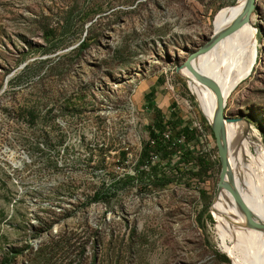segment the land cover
Segmentation results:
<instances>
[{
    "label": "rangeland",
    "instance_id": "obj_1",
    "mask_svg": "<svg viewBox=\"0 0 264 264\" xmlns=\"http://www.w3.org/2000/svg\"><path fill=\"white\" fill-rule=\"evenodd\" d=\"M234 2L0 0V264H232L211 214L215 139L181 66ZM248 24L235 39L250 70L224 114L264 147V0ZM152 86L207 167L158 155L157 178L136 177Z\"/></svg>",
    "mask_w": 264,
    "mask_h": 264
},
{
    "label": "bare ground",
    "instance_id": "obj_2",
    "mask_svg": "<svg viewBox=\"0 0 264 264\" xmlns=\"http://www.w3.org/2000/svg\"><path fill=\"white\" fill-rule=\"evenodd\" d=\"M246 2L247 0H235L232 5L221 8L214 17L213 32L241 17ZM241 33L251 39L254 32L248 21L191 61L193 67L215 82L224 103L230 92L250 70L251 62L244 64L238 56L237 49H240L241 45L235 38ZM231 42L234 46L228 47ZM183 71L199 109L208 123H211L217 110L215 92L199 82L186 67H183ZM241 129L237 120L225 121L229 165L227 180L233 184L253 218L264 223V147L243 135ZM211 214L217 222L219 245L232 264H264V231L250 227L230 192L225 189L217 192L211 204Z\"/></svg>",
    "mask_w": 264,
    "mask_h": 264
},
{
    "label": "trees",
    "instance_id": "obj_3",
    "mask_svg": "<svg viewBox=\"0 0 264 264\" xmlns=\"http://www.w3.org/2000/svg\"><path fill=\"white\" fill-rule=\"evenodd\" d=\"M27 65L24 67L26 68ZM23 68V69H24ZM155 89H150L144 94V108L154 114L151 125L147 126L148 140L142 145L141 153L138 159V170L136 177H145L147 181H154L158 176L160 167L158 162L152 159L160 155V158L170 159L176 153L179 161L191 165V168H205L210 164L206 153L196 150L199 143L197 129L190 124L183 123L177 113L174 112L175 103H171L168 110L169 115L166 117L157 107L155 101ZM167 134V137L165 136ZM139 166H144L139 169ZM162 177L164 175L162 174ZM123 181L132 180V176L126 175ZM167 180L163 183L165 184ZM104 187V184L102 185ZM112 187V188H111ZM105 188V191L94 193V200L101 198L102 191L114 195L116 188L113 186ZM207 218L212 221V216L208 213Z\"/></svg>",
    "mask_w": 264,
    "mask_h": 264
},
{
    "label": "water",
    "instance_id": "obj_4",
    "mask_svg": "<svg viewBox=\"0 0 264 264\" xmlns=\"http://www.w3.org/2000/svg\"><path fill=\"white\" fill-rule=\"evenodd\" d=\"M255 10H256V0H247L245 10L242 16L236 18L227 26L213 32L207 43L201 46L200 48H198L196 51L190 53L183 62L181 67H186L199 82L212 89L217 97V110L214 115L213 121L209 123L213 137L215 139L218 157L220 161V172L217 182V190L219 191L221 189H225L228 192H230L234 196L241 210L243 211L250 227L253 229L264 231V223L258 222L253 218L251 212L242 202L239 194L234 189L233 184L227 180V176L229 175V165L227 158L225 121L229 122L237 119L229 118L224 114L225 103L223 101L219 88L217 87L215 82L212 79L208 78L207 76L203 75L199 70H197L191 64V61H193L199 54L204 53L213 45L217 44L221 39H224L228 35L232 34L242 24L247 22L250 19V15Z\"/></svg>",
    "mask_w": 264,
    "mask_h": 264
},
{
    "label": "built area",
    "instance_id": "obj_5",
    "mask_svg": "<svg viewBox=\"0 0 264 264\" xmlns=\"http://www.w3.org/2000/svg\"><path fill=\"white\" fill-rule=\"evenodd\" d=\"M165 136L167 137V134H165Z\"/></svg>",
    "mask_w": 264,
    "mask_h": 264
}]
</instances>
